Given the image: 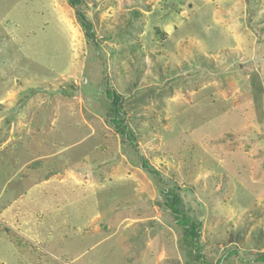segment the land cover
Returning a JSON list of instances; mask_svg holds the SVG:
<instances>
[{
	"label": "rangeland",
	"instance_id": "obj_1",
	"mask_svg": "<svg viewBox=\"0 0 264 264\" xmlns=\"http://www.w3.org/2000/svg\"><path fill=\"white\" fill-rule=\"evenodd\" d=\"M175 187L203 260L165 206ZM260 253L264 0H0V264Z\"/></svg>",
	"mask_w": 264,
	"mask_h": 264
},
{
	"label": "trees",
	"instance_id": "obj_2",
	"mask_svg": "<svg viewBox=\"0 0 264 264\" xmlns=\"http://www.w3.org/2000/svg\"><path fill=\"white\" fill-rule=\"evenodd\" d=\"M68 2L71 7L82 5V0H68ZM77 13L80 17L81 26L83 27V29H85V36L91 41L94 40V26L92 22L88 19L85 12L78 10ZM107 96V98L111 100L112 105L111 124L122 135H127V125L124 117L125 114L121 105L122 96L113 89L107 90ZM143 168L159 175V173L155 169H153L147 161H143ZM163 193L166 198V208L174 217L177 226L183 230V240L188 245V247H190V255H193L198 260H203V255L199 246L202 222L199 220L190 219L186 216L181 206L179 191L176 187L172 189H165ZM256 260L258 262L264 263V253H260Z\"/></svg>",
	"mask_w": 264,
	"mask_h": 264
}]
</instances>
